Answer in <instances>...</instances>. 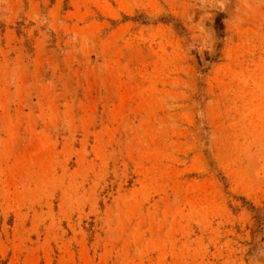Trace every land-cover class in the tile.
<instances>
[{
    "label": "rangeland",
    "instance_id": "1",
    "mask_svg": "<svg viewBox=\"0 0 264 264\" xmlns=\"http://www.w3.org/2000/svg\"><path fill=\"white\" fill-rule=\"evenodd\" d=\"M0 264H264V0H0Z\"/></svg>",
    "mask_w": 264,
    "mask_h": 264
}]
</instances>
